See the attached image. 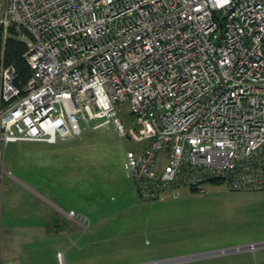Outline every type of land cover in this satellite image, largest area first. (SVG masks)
Listing matches in <instances>:
<instances>
[{
    "label": "built area",
    "instance_id": "1",
    "mask_svg": "<svg viewBox=\"0 0 264 264\" xmlns=\"http://www.w3.org/2000/svg\"><path fill=\"white\" fill-rule=\"evenodd\" d=\"M11 25L31 75L1 68L3 146L110 124L125 145L127 105L141 201L210 181L264 190V0H0L4 37Z\"/></svg>",
    "mask_w": 264,
    "mask_h": 264
},
{
    "label": "rangeland",
    "instance_id": "2",
    "mask_svg": "<svg viewBox=\"0 0 264 264\" xmlns=\"http://www.w3.org/2000/svg\"><path fill=\"white\" fill-rule=\"evenodd\" d=\"M119 117L125 145L112 124L0 144V214L25 228L21 264H264L263 245L234 249L264 241V190L210 181L141 201L126 158L141 126L127 105Z\"/></svg>",
    "mask_w": 264,
    "mask_h": 264
},
{
    "label": "trees",
    "instance_id": "3",
    "mask_svg": "<svg viewBox=\"0 0 264 264\" xmlns=\"http://www.w3.org/2000/svg\"><path fill=\"white\" fill-rule=\"evenodd\" d=\"M17 30L15 25H11L4 37L0 29V73L3 66L13 65L18 73L15 83L17 85H22L30 77L31 69L24 57L26 42L17 36ZM191 190L197 189L193 188ZM0 264H2L1 254Z\"/></svg>",
    "mask_w": 264,
    "mask_h": 264
},
{
    "label": "crops",
    "instance_id": "4",
    "mask_svg": "<svg viewBox=\"0 0 264 264\" xmlns=\"http://www.w3.org/2000/svg\"><path fill=\"white\" fill-rule=\"evenodd\" d=\"M11 221L10 219H6L4 223L2 221V214H0L1 260L2 264H21V254L24 250V237L21 233L24 232L25 228Z\"/></svg>",
    "mask_w": 264,
    "mask_h": 264
},
{
    "label": "water",
    "instance_id": "5",
    "mask_svg": "<svg viewBox=\"0 0 264 264\" xmlns=\"http://www.w3.org/2000/svg\"><path fill=\"white\" fill-rule=\"evenodd\" d=\"M219 14H220V13H218V15H219ZM252 245H254V246H256V245H264V241L261 242V243H257V244H253V243H251V244H249V245H242V246H239V247H235L234 249L251 248ZM221 251H225V249H222Z\"/></svg>",
    "mask_w": 264,
    "mask_h": 264
}]
</instances>
